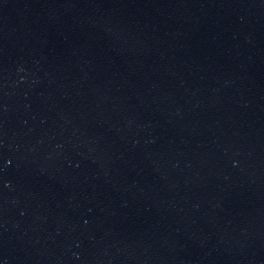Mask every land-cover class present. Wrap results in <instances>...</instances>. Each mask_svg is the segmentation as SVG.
I'll use <instances>...</instances> for the list:
<instances>
[{
	"label": "water",
	"instance_id": "95a60500",
	"mask_svg": "<svg viewBox=\"0 0 264 264\" xmlns=\"http://www.w3.org/2000/svg\"><path fill=\"white\" fill-rule=\"evenodd\" d=\"M0 264H264V0H0Z\"/></svg>",
	"mask_w": 264,
	"mask_h": 264
}]
</instances>
